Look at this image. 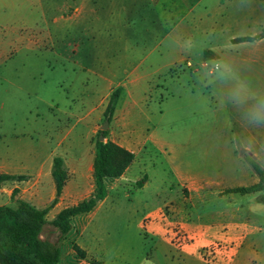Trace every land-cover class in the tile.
<instances>
[{"label":"crops","instance_id":"crops-1","mask_svg":"<svg viewBox=\"0 0 264 264\" xmlns=\"http://www.w3.org/2000/svg\"><path fill=\"white\" fill-rule=\"evenodd\" d=\"M49 11L54 15L53 32L62 44L68 38L72 43L73 38V47L58 52L73 67L64 68L67 80L60 76L54 94L45 95L44 69L30 65L28 51L18 50L17 64L0 66V175L27 176L22 181L0 182V206L16 207L19 199L38 209L49 207L56 199L52 175L55 157L64 160L69 177L58 202L49 209L47 221L89 198L95 189L94 123L103 119L113 91L121 89L106 139L131 151L135 158L121 177L105 183L115 180L121 187L130 186L145 174V182L136 187L144 191L156 172L154 159L158 155L171 165L176 183L171 185L168 198L138 219V231L153 240L149 252L127 259L119 248L114 254L117 264H264V207H244L234 202L238 193L226 192L260 180L254 177L245 155L264 153V116L259 120L251 117L254 110L264 113V103L259 101L264 99V36L258 37L264 32V2L0 0V27H8L12 41L38 46L50 35L46 33ZM33 26L37 28L29 29ZM243 37L252 39L234 42ZM78 40L80 44H76ZM10 57L14 62L13 55ZM215 66L220 69L216 71ZM183 67L190 69L192 78L201 72L213 76L201 85L213 91L212 106L203 92L175 81V73ZM31 96L44 102L59 122L38 142L34 141L38 133L35 123L41 113L38 103L33 104V113L25 102ZM175 98L191 105L207 101L208 113L218 122L230 109L227 115L232 120L223 118L225 125H219L222 131L215 126H198L190 145V141L174 145L170 135L149 129L145 122L154 111L162 114V106ZM152 104L154 110L150 109ZM14 112L21 113L20 119H12ZM234 120L240 133L233 129ZM31 121L32 126L24 125ZM62 123L69 126L64 124L63 128ZM239 136L245 138L242 149L231 142ZM215 137L228 140L215 142ZM186 153L196 156V166L188 161L186 168L177 164ZM211 154L221 165L216 174L204 170L206 155ZM14 189L19 190L15 197ZM207 194L231 200L234 205L220 211L216 222L187 221L184 205ZM111 195L108 192L93 210L72 218L71 245L66 254L61 251L59 264H109L104 259L108 246L100 238L103 228L95 222ZM178 203L184 212L177 210ZM187 237L192 240L186 241Z\"/></svg>","mask_w":264,"mask_h":264},{"label":"rangeland","instance_id":"rangeland-1","mask_svg":"<svg viewBox=\"0 0 264 264\" xmlns=\"http://www.w3.org/2000/svg\"><path fill=\"white\" fill-rule=\"evenodd\" d=\"M68 14V11H67ZM53 13L52 11L48 12L47 15V29L46 33L50 34L49 38L45 40V42H40V44L33 45L24 42V45H21V42H18L16 39L13 41L8 36V27H0V66H8L11 64H17L21 53L18 50H24L23 52H29V56L27 61L33 67H38L39 69H44V79L46 80V85L44 86L43 93L45 95L54 94V88L57 83V80L62 77V80L66 79L64 68L73 67L66 61L64 58L58 56L59 51H63L67 49L69 45L74 46L73 38L72 43L69 41L62 42L55 35L52 29L53 24ZM36 29V27H29V29ZM76 44H80V41H76ZM64 45L65 48H64ZM22 46H28L29 48H25ZM28 49V50H26ZM8 52L9 55H8ZM4 54L8 55L6 58L2 59ZM11 55H13L14 62H12ZM83 59L78 58V61H82ZM20 62V61H19ZM211 65V64H210ZM209 65V66H210ZM214 65H211V67ZM220 66H218V71ZM180 70V71H179ZM174 75L175 81L177 83H185L190 84L192 87H195L196 90H200L203 92L207 98L210 106H212V95L213 91L209 88H205L201 86L205 81L210 82L213 76H210L204 72H201L200 76H195L196 78H192V74L190 69L183 67L180 68ZM208 70V69H207ZM61 74V75H60ZM68 83V82H67ZM66 84L65 86H67ZM67 88V87H66ZM116 90V89H115ZM114 90V91H115ZM121 90V89H120ZM205 98V99H206ZM174 101H179L175 98ZM174 101H170V104H164L162 106L161 112L162 114L156 113V111L152 112L151 119L146 121L145 124L151 130H158L160 132L167 133L171 136L170 141L176 145L187 144L190 141L191 144V134L197 131L198 126L206 125L209 128L215 126L217 131H222L219 125L224 124L222 121L223 118L228 117L231 119L230 109L225 110L223 115L220 117L219 122L212 116L211 113H208L209 104L205 100L195 101L189 104L184 99H181L179 103ZM264 103V99L259 100ZM25 102L30 105V109L34 112L36 108L33 104L38 103L40 109V117L39 122L35 123L37 125L36 131L38 132L34 141H41L47 136L50 132H53V128L59 124L57 121L58 117H54V113L51 112L49 107L42 101L36 99L34 96L26 97ZM256 105V104H255ZM8 108V107H7ZM17 107H9V109L13 110ZM155 105H151L150 109H155ZM5 109V108H4ZM158 110V109H157ZM264 110V109H263ZM0 111H2V107H0ZM160 111V109H159ZM229 114L227 115V113ZM4 113V111L2 112ZM1 113V114H2ZM15 115L12 117L14 121L18 118V112H14ZM21 117V116H20ZM232 120V119H231ZM105 117L98 122L94 123L93 129V137L91 139V143L95 145L96 138L98 136L99 131L101 130L102 125L104 124ZM234 124L233 128L235 132H239V128L235 123V120L232 121ZM12 124V123H10ZM20 124V122L18 123ZM34 122L24 123L25 126L33 125ZM64 124L69 126V123H62V127L64 128ZM73 124V123H72ZM112 124V123H111ZM111 124L109 125V129L111 130ZM215 142L219 140L226 141L228 138H214ZM264 141V139H263ZM231 142L237 144L240 149L245 145V138L237 137L231 138ZM264 147V146H263ZM252 158L258 162V164L264 168V153L260 154H252ZM219 157L221 155H216ZM244 156V155H242ZM186 161H188L191 165H197V158L194 154L186 153L182 155V157L177 161V164H181L183 168L187 167ZM154 162L156 163L155 170L153 175L151 174V183L144 191H137L136 187L137 182L142 179L145 174H142L139 179L135 183H131L130 186L122 185L119 186L115 180H111L106 183V187L108 192H111V198L108 203L103 207L102 214L96 219L95 224L100 225L103 228V234L100 235L102 238L101 243L108 246L107 255L104 256V259L109 262V264H117L119 262L118 258L115 257L114 254L117 253L119 248H122V252L126 254V258L130 256L131 258H139L143 254L149 252L150 246L152 244V239L145 237L144 234H141L137 229L138 219L148 211L155 209L156 206L166 198H168L171 194L169 189L172 184L176 183L173 169L171 165L166 163V161L162 158L161 155L155 157ZM201 162V158H200ZM205 172L207 174H216L217 168L221 167L220 163L215 161L214 154L206 155V160L204 161ZM228 165H225L226 167ZM254 177L259 178V176L254 172ZM183 192L186 196H189L190 192L187 188L183 189ZM19 193V192H18ZM18 193L16 195H18ZM261 196H264V191L252 194H235V203L239 205H243L244 207L249 206L250 204L256 205V207H264V204L259 200ZM19 199L17 200V202ZM233 201H229L228 199H220L217 197H213L210 195H205L203 198H197L195 201H191L188 204L184 205L186 210V220L192 221L196 223L202 224H210L219 220V212L225 209H229L234 205ZM178 209L182 210L181 203H178ZM183 211V210H182ZM184 212V211H183ZM182 212V213H183ZM180 216V214H178ZM179 225V224H174ZM185 236V235H184ZM60 243L61 251L63 255L66 254L67 249L70 247L71 242L69 240V236H66ZM55 238V237H54ZM186 241H191L190 237L185 238ZM128 259V258H127Z\"/></svg>","mask_w":264,"mask_h":264},{"label":"trees","instance_id":"trees-1","mask_svg":"<svg viewBox=\"0 0 264 264\" xmlns=\"http://www.w3.org/2000/svg\"><path fill=\"white\" fill-rule=\"evenodd\" d=\"M261 1L264 2V0ZM263 36L264 32L258 37ZM251 39V37H243L234 39V42ZM120 94V89L113 91L106 107L104 117L105 120L109 119L110 123L113 121ZM101 134L104 136L103 141L100 140ZM108 135L109 130H100L95 141L93 163L95 189L89 198L77 205L64 208L53 221H47V213L58 202L69 177L64 160L61 157H55L52 175L56 185V199L49 207L38 209L21 200L17 202L16 207L0 206V264H59L60 243L72 229V218L93 210L108 194L105 180L121 177L135 158L131 151L107 140ZM245 160L259 176V182L251 186L227 189V193L244 195L264 191V168L249 155H245ZM26 178L25 175H0V182L22 181ZM145 180L146 177H143L137 185L141 187ZM18 192V189H14L13 197ZM259 200L264 204V196H261ZM53 233L57 235L52 237ZM43 235L45 238L42 237ZM74 249L82 257L85 256L77 245H74Z\"/></svg>","mask_w":264,"mask_h":264},{"label":"clouds","instance_id":"clouds-1","mask_svg":"<svg viewBox=\"0 0 264 264\" xmlns=\"http://www.w3.org/2000/svg\"><path fill=\"white\" fill-rule=\"evenodd\" d=\"M262 116H264V113L260 112V111H256L254 110L252 113H251V117L253 120H259L262 118Z\"/></svg>","mask_w":264,"mask_h":264},{"label":"water","instance_id":"water-1","mask_svg":"<svg viewBox=\"0 0 264 264\" xmlns=\"http://www.w3.org/2000/svg\"><path fill=\"white\" fill-rule=\"evenodd\" d=\"M109 125H110V121H109V119H106V120L104 121V124H103L102 127H101V130H102V131L108 130V129H109ZM100 140H101V141L104 140V136H103L102 134L100 135Z\"/></svg>","mask_w":264,"mask_h":264},{"label":"built area","instance_id":"built-area-1","mask_svg":"<svg viewBox=\"0 0 264 264\" xmlns=\"http://www.w3.org/2000/svg\"><path fill=\"white\" fill-rule=\"evenodd\" d=\"M214 69H218V66H215Z\"/></svg>","mask_w":264,"mask_h":264}]
</instances>
